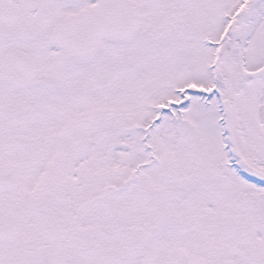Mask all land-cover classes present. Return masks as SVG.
<instances>
[{"label":"snow or ice","instance_id":"6c2138e0","mask_svg":"<svg viewBox=\"0 0 264 264\" xmlns=\"http://www.w3.org/2000/svg\"><path fill=\"white\" fill-rule=\"evenodd\" d=\"M0 264H264V0H0Z\"/></svg>","mask_w":264,"mask_h":264}]
</instances>
